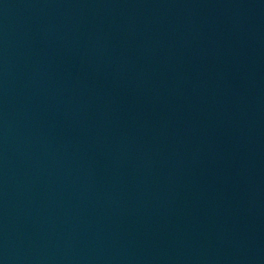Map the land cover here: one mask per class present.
<instances>
[{
  "label": "water",
  "instance_id": "95a60500",
  "mask_svg": "<svg viewBox=\"0 0 264 264\" xmlns=\"http://www.w3.org/2000/svg\"><path fill=\"white\" fill-rule=\"evenodd\" d=\"M0 264H264V0H0Z\"/></svg>",
  "mask_w": 264,
  "mask_h": 264
}]
</instances>
